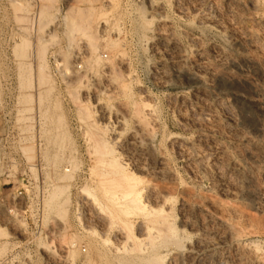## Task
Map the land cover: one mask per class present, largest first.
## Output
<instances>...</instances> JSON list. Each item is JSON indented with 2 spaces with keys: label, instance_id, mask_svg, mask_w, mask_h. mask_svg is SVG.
Instances as JSON below:
<instances>
[{
  "label": "rangeland",
  "instance_id": "obj_1",
  "mask_svg": "<svg viewBox=\"0 0 264 264\" xmlns=\"http://www.w3.org/2000/svg\"><path fill=\"white\" fill-rule=\"evenodd\" d=\"M256 1L1 4L0 264H138V211L125 219L114 211L113 226L100 182L131 171L145 194L172 198L180 244L161 249L160 264L179 255L183 264H264V7ZM13 91L19 115L4 113ZM93 143L110 144L120 176L96 163Z\"/></svg>",
  "mask_w": 264,
  "mask_h": 264
},
{
  "label": "bare ground",
  "instance_id": "obj_2",
  "mask_svg": "<svg viewBox=\"0 0 264 264\" xmlns=\"http://www.w3.org/2000/svg\"><path fill=\"white\" fill-rule=\"evenodd\" d=\"M195 2H197V1H195ZM200 2V1H199ZM257 2V4H261L263 7H264V0H257L256 1ZM187 4H189V3H187ZM195 4V3H194ZM200 4V3H199ZM156 5V4H155ZM197 5V4H196ZM154 7V6H153ZM190 7V6H189ZM188 7V8H189ZM155 8V7H154ZM185 10V9H184ZM156 11V10H155ZM158 11V10H157ZM156 11V12H157ZM162 38V37H161ZM175 45V44H174ZM215 46V45H214ZM221 51V50H220ZM198 53V52H197ZM229 57V56H228ZM20 67V66H19ZM22 69V68H21ZM26 70V69H25ZM22 71H24L23 69H22ZM21 71V72H22ZM19 72V71H18ZM23 74H24V72H22ZM21 74V73H20ZM23 74H22V76H23ZM21 75L19 76L20 77V79L22 80V78L24 77H22ZM22 77V78H21ZM20 80V81H21ZM23 83V82H22ZM21 84V83H20ZM24 86V85H23ZM20 87H22V85H20ZM25 87V86H24ZM20 89H23V88H20ZM108 109V108H107ZM126 118H124V116L123 117H119V119H118V123H117V127L119 128L120 126L122 127V125H124L125 123H126ZM111 123H113V122H111ZM102 124V123H101ZM105 124V123H104ZM104 126V125H103ZM105 126H107V125H105ZM110 126V125H109ZM124 128V127H123ZM119 129H121V128H119ZM118 133H120V132H118ZM116 134V133H115ZM117 137V136H116ZM171 137V136H170ZM114 138H115V136H114ZM143 141V140H142ZM107 143V142H106ZM106 143H102V144H100V146L99 145H97L96 144V146H95V143H93V148H89L90 149V151L92 152V154L95 156V159H96V163H103V166H105V165H107L110 169H108V171L109 170H111L110 172H111V174L114 176H120L121 175V173H123L125 170V168H124V166L121 164V162H120V164L119 163H117L116 161V159L114 158V160H113V158L111 159V161H106V160H110V159H108L107 157L109 156V155H111L112 153H113V151H111V148H108V145H110V144H106ZM141 143H143V142H141ZM139 144H140V142H139ZM142 146V145H141ZM92 147V146H91ZM139 147V146H138ZM144 147H145V150L144 151H146V153H152V149H151V147L149 146V145H144ZM143 147V148H144ZM92 149V150H91ZM154 150V149H153ZM161 151V150H160ZM155 152V151H154ZM153 152V153H154ZM140 153V152H139ZM142 154V153H141ZM145 154V153H144ZM149 155H151V154H149ZM156 155V154H155ZM152 156V155H151ZM161 156V155H160ZM109 157H111V156H109ZM113 157V156H112ZM147 157V156H146ZM156 157V156H155ZM107 158V159H106ZM117 158V157H116ZM160 159V162L161 163H163V161H164V159H163V157L161 156V157H159ZM96 163H94V164H96ZM123 163V162H122ZM139 163V162H138ZM144 163H145V161H144ZM105 164V165H104ZM125 164V163H124ZM143 164V163H142ZM97 166H99V165H97ZM102 166V165H101ZM164 166V165H163ZM106 167V166H105ZM143 167V166H142ZM102 168V167H101ZM141 168V167H140ZM142 169V168H141ZM107 170V169H106ZM105 169L103 170H101L102 172L103 171H106ZM124 170V171H123ZM126 170H127V168H126ZM147 170V169H146ZM107 171V173H105V172H103V173H105V175L107 174V175H109L108 172ZM101 172V173H102ZM92 173V172H91ZM133 173V171H131V174ZM110 174V175H111ZM131 174H129V175H127V176H123V177H121L119 180H108V181H104V179L102 180V181H100L101 183L103 182L104 184H105V192H106V198L105 199H108V202H110L112 205H111V207L110 208H112V206H113V208H112V212L111 213H109V214H106L108 217L107 218H109L110 219V217H111V222H112V224L114 223V222H116V221H113V219L115 218V217H117L116 215H115V213H118V214H120V215H122V216H124V219L125 218H129L131 215H132V212H135V211H138V240H134V241H138V243H136V244H138V264H140V262L143 264H160V262H161V259H162V257H163V255H162V252H161V249H163V248H171V247H177L178 248V246H179V238H180V236H179V232H180V230L176 227V225L175 224H173L172 222H170V220L168 219V212H167V209H166V205L169 203V201L170 200H172V198H170L169 196H167L166 194L164 195L163 194V192H156V193H154L155 192V189H153L154 190V192H148L147 194H145L144 193V190H143V187H142V178L140 177V176H136L135 174H133V175H131ZM160 174H163L162 172L160 173L159 172V175ZM94 175V174H93ZM97 175H100V174H97ZM123 175V174H122ZM141 175H142V173H141ZM96 176V175H95ZM130 176H133V177H130ZM134 176L135 177H137L136 179L134 178ZM99 177V176H98ZM101 177V176H100ZM103 178H105V176L103 175ZM116 179V178H115ZM138 179V181H136ZM101 180V179H100ZM176 180V179H175ZM98 182H99V179H98ZM176 182V181H175ZM157 186L158 187H160L159 186V184H157ZM156 185H155V187H157ZM99 187H101V186H99ZM154 188V187H153ZM101 189V191L103 190L102 188H100ZM97 190V189H96ZM157 190V189H156ZM162 190V189H161ZM84 191H86V190H84ZM150 191V190H149ZM160 191V190H159ZM87 192V191H86ZM86 192H84L85 194H86ZM103 192H104V190H103ZM169 193V192H168ZM105 194V193H104ZM103 194V195H104ZM90 196H91V194H89ZM153 195H155L156 196V199L157 200H159L160 202H161V205L159 204V205H153L154 204V202H153V198L155 197V196H153ZM79 196V195H78ZM83 196H85V195H83ZM103 197H105V195L103 196ZM91 198V197H90ZM93 200H94V198H92ZM104 199V198H103ZM174 199V198H173ZM82 200V199H81ZM90 200V199H89ZM96 200V199H95ZM98 201V200H97ZM102 201V200H101ZM107 201V200H106ZM95 203H97L98 204V202H96V201H94ZM104 202V201H103ZM153 202V203H152ZM157 204V203H156ZM110 205V204H109ZM102 209V208H101ZM100 209V210H101ZM106 209H107V207H106ZM105 209V210H106ZM107 211V210H106ZM114 211H115V213H114ZM103 212H104V210H103ZM172 212V211H171ZM117 214V215H118ZM105 215V216H106ZM109 215H110V217H109ZM122 218V217H121ZM108 219V220H109ZM114 220H116V219H114ZM185 221V220H184ZM118 223V222H117ZM127 223V222H126ZM111 224V223H110ZM118 225H120V224H118ZM107 226V225H106ZM113 226H114V224H113ZM116 226V228L117 227H119V226H117V225H115ZM121 226V225H120ZM131 226V225H130ZM119 228H121V227H119ZM66 230V229H65ZM119 231H121V230H119ZM91 233V232H90ZM111 234V233H110ZM108 236V235H107ZM129 236V235H128ZM128 236H126L127 238H128ZM123 237V236H122ZM132 237V236H131ZM133 239H136L135 237L133 238ZM148 241H147V240ZM74 240V239H73ZM122 240V239H121ZM129 241L130 240V238L129 239H125L123 242H120V243H124L125 244V242L126 241ZM145 240L147 241V242H145ZM71 241H72V239H71ZM127 241V242H128ZM65 242V241H64ZM64 242H62L63 244L62 245H65V243ZM109 242V241H108ZM126 242V243H127ZM72 243V242H71ZM70 243V244H71ZM107 243V242H106ZM106 245V244H105ZM116 245V244H115ZM126 245V244H125ZM130 245V244H129ZM115 247V246H114ZM130 247V246H129ZM129 247H127V249L129 248ZM181 247V246H180ZM179 247V248H180ZM120 248V247H119ZM119 248L117 247H115V249H116V251L118 250L119 251V253L121 252H123V250H124V255H127V254H125V251H128V250H125V249H123V248H126L125 246H123V248H122V246H121V248L123 249H121V250H119ZM2 249V248H1ZM114 249V250H115ZM66 250H68V249H66ZM65 250V251H66ZM71 251V250H70ZM131 251H133V252H137V250H134V249H132V248H130V250L128 251V252H131ZM115 251H113V253H114ZM132 252V254H135V253H133ZM199 252V251H198ZM198 252H197V254H198ZM116 253H118V252H115V254ZM118 253V254H119ZM120 253V254H121ZM74 254V253H73ZM72 254V255H73ZM110 254H111V252H110ZM114 254V255H115ZM131 254V253H130ZM129 254V255H130ZM175 254V253H174ZM104 255V254H103ZM103 255H101V256H103ZM124 255H120V257L121 258H123L124 257ZM66 256V255H65ZM116 256V255H115ZM118 256V255H117ZM185 256V255H184ZM106 258H107V256H105ZM130 257V256H129ZM132 257H135V259L137 258V255L136 256H132ZM182 257H183V255L182 256H177V257H175V259L173 260V262L172 263H170V264H183V261H182ZM105 259V258H104ZM117 259H120L119 257L117 258ZM106 260H108V259H106ZM129 260V259H128ZM130 260H132L131 258H130ZM129 260V261H130ZM105 261V260H104ZM127 261V260H126ZM134 261V260H133ZM136 261V260H135ZM69 262V261H68ZM108 261H106V262H104V264H108L107 263ZM123 262V261H122ZM58 263V262H57ZM71 263V262H70ZM93 263H95V262H93ZM130 263V262H129ZM169 263V262H168ZM121 264V263H120Z\"/></svg>",
  "mask_w": 264,
  "mask_h": 264
},
{
  "label": "built area",
  "instance_id": "obj_3",
  "mask_svg": "<svg viewBox=\"0 0 264 264\" xmlns=\"http://www.w3.org/2000/svg\"><path fill=\"white\" fill-rule=\"evenodd\" d=\"M14 0H0V7H1V4L5 3V4H11V2H13ZM0 17L2 18V11H1V8H0ZM19 28H17V31H18ZM9 31H11V33H13L15 31L14 27H11L9 29ZM1 32H3V30H1L0 28V34ZM18 39L15 37V38H12L10 40V44L15 47L18 43ZM14 49V48H13ZM54 66L57 67V66H60V63L57 62L56 60H54ZM19 99L20 97L16 94V92H12L10 95H9V102H8V108L6 109V111H4V113L6 114H10V115H19L22 110L19 109Z\"/></svg>",
  "mask_w": 264,
  "mask_h": 264
}]
</instances>
